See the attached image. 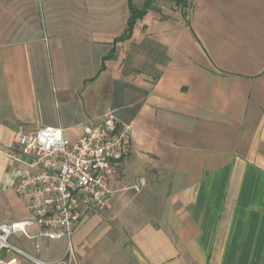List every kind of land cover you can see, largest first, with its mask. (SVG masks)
Listing matches in <instances>:
<instances>
[{
  "label": "crops",
  "instance_id": "0c3cea01",
  "mask_svg": "<svg viewBox=\"0 0 264 264\" xmlns=\"http://www.w3.org/2000/svg\"><path fill=\"white\" fill-rule=\"evenodd\" d=\"M191 2L185 16L154 6L117 41L127 0H0V223L29 217L9 156L18 127L75 142L113 112L130 153L107 209L74 229L75 264H264V0ZM134 45L151 70L125 72ZM9 242L45 263L68 249Z\"/></svg>",
  "mask_w": 264,
  "mask_h": 264
},
{
  "label": "built area",
  "instance_id": "2783aa9c",
  "mask_svg": "<svg viewBox=\"0 0 264 264\" xmlns=\"http://www.w3.org/2000/svg\"><path fill=\"white\" fill-rule=\"evenodd\" d=\"M130 140L131 126L113 112L86 125L75 142L68 141L59 127H18L9 156L21 159L17 161L22 167L15 168L12 176L29 217L0 223V254L15 251L35 264H75L74 229L89 212L107 209L113 195L109 180L130 153ZM145 186V180L138 178L131 188L140 192ZM17 235L35 241L36 252L41 239H64L68 249L61 259L45 263L13 247L9 240Z\"/></svg>",
  "mask_w": 264,
  "mask_h": 264
},
{
  "label": "rangeland",
  "instance_id": "374dc122",
  "mask_svg": "<svg viewBox=\"0 0 264 264\" xmlns=\"http://www.w3.org/2000/svg\"><path fill=\"white\" fill-rule=\"evenodd\" d=\"M185 1H186V7L184 10L181 7L176 6L173 2L165 1V0H157L154 6L164 7L166 9L176 8L178 11H184L185 13H189L192 9V2L191 0H185ZM129 50H130L129 53L127 54L125 53L126 54L125 62L128 61L125 63V72H131L133 74H139V73L141 74L143 72H147L148 70H151L143 66V63L141 62L143 55L140 54L139 46L134 45L133 47L129 48Z\"/></svg>",
  "mask_w": 264,
  "mask_h": 264
},
{
  "label": "trees",
  "instance_id": "16d2710c",
  "mask_svg": "<svg viewBox=\"0 0 264 264\" xmlns=\"http://www.w3.org/2000/svg\"><path fill=\"white\" fill-rule=\"evenodd\" d=\"M165 1L173 2L176 6L181 7L183 10L186 7L185 0H165ZM156 2L157 0H143L142 6L137 7L133 4V0H127L129 17L126 22V28L123 35L119 37L117 41L128 40L131 37L136 22L141 20L145 16L146 12L151 8H153ZM183 16H185L184 11H183Z\"/></svg>",
  "mask_w": 264,
  "mask_h": 264
}]
</instances>
